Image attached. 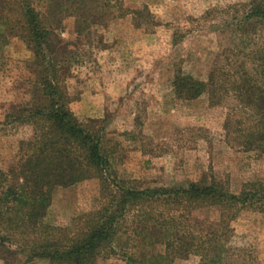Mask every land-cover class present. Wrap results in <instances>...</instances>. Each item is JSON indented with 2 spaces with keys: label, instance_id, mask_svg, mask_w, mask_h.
I'll use <instances>...</instances> for the list:
<instances>
[{
  "label": "rangeland",
  "instance_id": "374dc122",
  "mask_svg": "<svg viewBox=\"0 0 264 264\" xmlns=\"http://www.w3.org/2000/svg\"><path fill=\"white\" fill-rule=\"evenodd\" d=\"M101 1L107 7L95 12L89 2L88 22L80 21L76 29L75 15L51 11L46 0H35L44 24L58 30V76L68 108L99 131L109 161L105 184L92 177L53 189L44 236L65 244L85 231L89 216L117 184L144 189L216 183L234 193L264 186V151L242 147L238 132L246 133L258 117L240 108L231 87L236 73L243 72L241 63L252 75L264 56V25L253 23L242 33L236 24L251 0ZM121 9L127 14L121 16ZM1 54L0 170L10 173L33 126L8 115L34 103L37 75L33 53L20 36L8 35ZM176 67L202 81L216 72L223 83L220 102L211 105L207 92L192 100L177 98L171 84ZM190 216L195 233L222 230L216 207L194 209ZM223 237L219 264H264V210L241 209L229 219ZM124 240L102 249L92 264H126ZM164 248L157 242L146 251L157 254ZM28 253L25 246L0 245V264H56L28 258ZM169 264H199V256L177 257Z\"/></svg>",
  "mask_w": 264,
  "mask_h": 264
},
{
  "label": "trees",
  "instance_id": "16d2710c",
  "mask_svg": "<svg viewBox=\"0 0 264 264\" xmlns=\"http://www.w3.org/2000/svg\"><path fill=\"white\" fill-rule=\"evenodd\" d=\"M46 2L51 11L63 9L66 14L75 15L76 29L80 21L88 22L89 2H94L95 12L107 7V1L101 0ZM125 14L127 11L121 9V16ZM253 23L264 25V0H251L243 21L237 20L236 24L242 33H247L246 28ZM8 35L20 36L32 51L37 87L32 105L8 115L31 124L33 134L31 139L21 141L22 157L15 170H0V245L25 246L28 258H48L56 264H92L102 249L124 237L122 254L126 264H169L177 257L190 255L199 256V264L221 263L229 219L237 217L241 209L264 210V186H245L234 193L216 183L144 189L117 184L115 193H109L101 207L89 216L85 231L65 244L44 236L50 229L44 220L53 189L92 177L105 184L109 161L103 153L99 131L81 123L68 108V95L58 76L62 58L58 55V30L44 24L35 0H0V60ZM256 62L259 69L255 68L252 75L241 63L243 72L236 73L231 87L240 108L258 117L251 130L238 131L243 136L241 146L264 151V56ZM171 84L179 99L192 100L207 92L211 105L221 100L223 83L216 72L202 81L176 67ZM224 125L227 133L232 132L228 119ZM202 207L218 209L222 230L202 228L195 233L190 214ZM128 218L132 225L123 229ZM157 242L164 243L163 253L149 254L146 248Z\"/></svg>",
  "mask_w": 264,
  "mask_h": 264
}]
</instances>
